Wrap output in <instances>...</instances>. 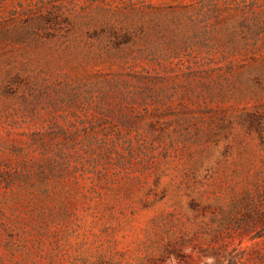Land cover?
Returning a JSON list of instances; mask_svg holds the SVG:
<instances>
[{"label": "rangeland", "instance_id": "rangeland-1", "mask_svg": "<svg viewBox=\"0 0 264 264\" xmlns=\"http://www.w3.org/2000/svg\"><path fill=\"white\" fill-rule=\"evenodd\" d=\"M264 0H0V264H264Z\"/></svg>", "mask_w": 264, "mask_h": 264}, {"label": "trees", "instance_id": "trees-1", "mask_svg": "<svg viewBox=\"0 0 264 264\" xmlns=\"http://www.w3.org/2000/svg\"><path fill=\"white\" fill-rule=\"evenodd\" d=\"M246 221L241 224L240 235H248L251 240L264 237V196L259 200L251 199L246 211Z\"/></svg>", "mask_w": 264, "mask_h": 264}]
</instances>
